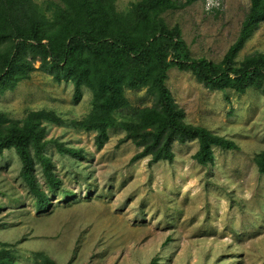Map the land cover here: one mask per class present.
Here are the masks:
<instances>
[{
    "label": "rangeland",
    "instance_id": "1",
    "mask_svg": "<svg viewBox=\"0 0 264 264\" xmlns=\"http://www.w3.org/2000/svg\"><path fill=\"white\" fill-rule=\"evenodd\" d=\"M32 1L44 8L57 0ZM136 1L113 3L126 12ZM249 5L250 0H192L161 16L169 27L180 28L191 56L218 62L236 40ZM255 51L264 54V21L235 59ZM38 65L35 61L28 79L0 94V111L16 121L30 111H53L64 122L44 120L45 138L80 149L83 156L47 145L61 185L50 191L36 166L37 181L51 201L48 210L37 212L20 177L19 157L13 149L0 154V240L13 244L15 264H37V252L57 264H149L153 258L157 264H264V175L253 162L264 150L263 94L253 87L243 94L210 90L190 71L170 68L165 83L186 121L239 148L214 147V162L201 165L191 140L173 145L172 162L150 164L148 157L132 162L140 149L131 141L118 144L121 128L110 129L97 149L93 131L71 125L90 111V90L82 86L76 102L70 82H55ZM125 94L130 110L153 103L145 88H127Z\"/></svg>",
    "mask_w": 264,
    "mask_h": 264
},
{
    "label": "trees",
    "instance_id": "2",
    "mask_svg": "<svg viewBox=\"0 0 264 264\" xmlns=\"http://www.w3.org/2000/svg\"><path fill=\"white\" fill-rule=\"evenodd\" d=\"M113 1L57 0L40 8L32 0H0V94L28 79L38 61V68L55 82L73 85L76 102L82 86L90 90V111L71 125L93 131L97 149L108 140V131L117 127L124 131L118 144L131 141L140 149L132 162L143 157H148L150 164L172 162L173 145L191 140L197 142L193 158L201 165L214 162V147L238 149L234 140L187 122L165 80L167 71L176 67L190 71L210 90L243 94L253 87L264 95V54L255 51L235 59L264 21V0H250L236 40L218 62L191 56L180 28L169 27L161 16L192 0H138L126 12L117 11ZM127 88H145L153 98L152 105L130 110ZM127 110L129 114L122 116ZM44 120L64 122L53 111L43 109L30 111L22 121L0 111V154L13 149L19 157L20 177L34 198L37 212L48 210L51 201L37 181L36 166L50 191L61 185L45 153L47 145L53 144L60 154L83 156L80 149L46 139ZM253 162L264 175V150L254 154ZM12 246L0 240V264H15ZM35 258L37 264H57L42 252L35 253ZM149 264H157V259Z\"/></svg>",
    "mask_w": 264,
    "mask_h": 264
},
{
    "label": "built area",
    "instance_id": "3",
    "mask_svg": "<svg viewBox=\"0 0 264 264\" xmlns=\"http://www.w3.org/2000/svg\"><path fill=\"white\" fill-rule=\"evenodd\" d=\"M210 7H212V6H210Z\"/></svg>",
    "mask_w": 264,
    "mask_h": 264
}]
</instances>
